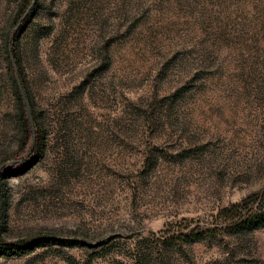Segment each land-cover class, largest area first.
<instances>
[{"label": "rangeland", "instance_id": "obj_1", "mask_svg": "<svg viewBox=\"0 0 264 264\" xmlns=\"http://www.w3.org/2000/svg\"><path fill=\"white\" fill-rule=\"evenodd\" d=\"M263 195L264 0H0V264H264Z\"/></svg>", "mask_w": 264, "mask_h": 264}, {"label": "trees", "instance_id": "obj_2", "mask_svg": "<svg viewBox=\"0 0 264 264\" xmlns=\"http://www.w3.org/2000/svg\"><path fill=\"white\" fill-rule=\"evenodd\" d=\"M30 5H32V0H21V7L23 10H26L27 8H29ZM12 41H13L12 37H7V40H6L7 59L9 61V64L11 66H13V73L14 74H16V72L18 73L19 78L22 82L24 91L26 93L27 100H28L29 104L31 105L30 98H29V95L27 94V90H26L25 79L23 78L22 71H21L22 65L20 63V55H19L20 53L15 51L16 49H14V47H13L14 45H13ZM13 84L15 86V95L17 96V100H18L21 112L25 116L24 117L25 127L30 128L32 123H31L30 119H26V113H27L26 101L23 98L22 93L20 92V89H19V86H18V83L16 80V76L13 77ZM34 120H35V117H34ZM33 147H34L33 152L35 153V155L37 157L40 158L42 156V154L44 153V148H45L44 137L41 135L40 132L36 136V141H35ZM263 198H264V195H263ZM0 205H1V203H0ZM238 208H239L238 205H234L232 208L223 209L220 212V214H221V216L228 218V216L231 214V212L234 211L236 214H238L237 216H239L237 221L238 222L241 221V223L243 225H257V224H259L258 222H260L259 220L262 217L261 213H263L262 211H264L263 210L264 204H262L261 206H258L256 208H254V207L248 208L246 211H243V210L240 211ZM34 245L36 247L44 245V241H39V242L35 243ZM30 247L31 246H29L27 248V250L31 249ZM21 252H23V251H21ZM3 253L15 254L16 251H14L13 249L11 250L7 245L0 244V254H3Z\"/></svg>", "mask_w": 264, "mask_h": 264}, {"label": "water", "instance_id": "obj_3", "mask_svg": "<svg viewBox=\"0 0 264 264\" xmlns=\"http://www.w3.org/2000/svg\"><path fill=\"white\" fill-rule=\"evenodd\" d=\"M15 76H16V80H17V83H18V86H19L20 92L22 93L23 98H24L25 101H26V107H27L28 114H29V116H30V120L32 121V118H31V107H30V104H29V102H28V100H27L26 93H25V91H24V88H23L22 82H21V80H20L19 75H18L17 72H16Z\"/></svg>", "mask_w": 264, "mask_h": 264}]
</instances>
